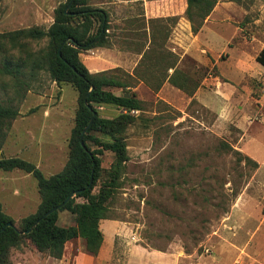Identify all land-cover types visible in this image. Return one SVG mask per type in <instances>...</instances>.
<instances>
[{
	"label": "rangeland",
	"instance_id": "1",
	"mask_svg": "<svg viewBox=\"0 0 264 264\" xmlns=\"http://www.w3.org/2000/svg\"><path fill=\"white\" fill-rule=\"evenodd\" d=\"M65 1L0 0V36L47 30L55 8ZM88 5L108 14V46L81 51V62L91 74L107 71L130 83V93L143 108L130 112L136 118L121 134L128 160L107 202L108 220L99 222L105 238L118 224L127 235L116 232L109 264H125L124 247L133 244L186 263L198 258L232 259L233 264L243 258L264 260V68L255 62L264 49V0H218L197 34L186 19L185 0H89ZM150 41L156 51L153 65L144 61L134 67ZM1 43L0 69L6 59L13 65L46 46L44 39L23 40L15 49L7 39ZM171 60L188 78L189 90L198 86L191 96L168 82L155 92L138 79L144 72H164ZM77 97L70 84L58 85L44 72L37 73L27 91L0 73V101L18 111L2 139L0 158L29 161L45 177L59 173L68 160ZM98 110L106 119L126 113L110 105ZM89 145L101 162L96 194L108 181L115 156ZM245 157L258 167L245 164ZM0 203L17 226L40 203L35 179L19 170H0ZM57 223L72 226L74 216L60 212ZM74 242L75 255L63 264L96 259L84 239ZM23 243L10 250L7 264H40L49 257Z\"/></svg>",
	"mask_w": 264,
	"mask_h": 264
},
{
	"label": "trees",
	"instance_id": "2",
	"mask_svg": "<svg viewBox=\"0 0 264 264\" xmlns=\"http://www.w3.org/2000/svg\"><path fill=\"white\" fill-rule=\"evenodd\" d=\"M217 1L185 0V16L194 34L199 32ZM88 2L89 0H66L59 4L54 10V21L47 30L28 28L0 36V41L7 39L12 49L21 48L20 42L23 40H46V46L37 53L19 57L13 65L10 59L3 63L0 73L12 77L17 89L27 91L29 82L37 73L44 72L58 85L70 84L78 94L74 127L68 141V160L59 173L45 177L40 169L29 161L21 158H0V170L4 172L19 170L31 175L36 181L40 196L36 211L22 218L17 226L14 220L4 213L0 203V264H7L10 250L24 247V241L27 242L26 247L31 246L39 253L57 260L62 258L65 244L74 239H84L86 251L93 256L98 254L103 242L99 222L108 220L107 202L113 190L118 187L124 163L128 160L121 134L136 118L130 115V112H141L143 108L142 102L134 93H130L133 87L130 83L107 71L91 74L81 62L79 58L81 51L108 46L106 33L109 29L108 14L104 10L91 8ZM95 22H98V26L94 32ZM149 45L151 47L143 50L137 67L144 61L153 65L152 56L156 51L152 41ZM2 47L1 43L0 48ZM168 57L174 58L169 54ZM171 61L164 72L158 75L151 72L137 73L138 79L155 92L164 82H168L191 96L198 86L195 85L189 90L186 84L188 78L177 68V60ZM255 61L264 68V49L257 54ZM170 70L172 72L169 74ZM150 75L152 82L151 79L148 80ZM109 89L128 92L115 95ZM109 105L118 107L126 113L121 112L113 119L102 118L98 109ZM17 115V109L0 101V146ZM100 137L109 141H103ZM90 143L98 149L111 151L115 156L109 179L99 187L96 194H93V189L101 172V162L97 150L92 149ZM243 160L245 164L258 167L257 163L248 157ZM77 199L84 201L78 203ZM60 205L62 206L57 211L42 219L48 211ZM63 211L74 216V225L68 227L58 225L59 213ZM7 224L12 226L9 227ZM30 229L31 231L27 233Z\"/></svg>",
	"mask_w": 264,
	"mask_h": 264
},
{
	"label": "crops",
	"instance_id": "3",
	"mask_svg": "<svg viewBox=\"0 0 264 264\" xmlns=\"http://www.w3.org/2000/svg\"><path fill=\"white\" fill-rule=\"evenodd\" d=\"M141 56L142 55H140L139 57L140 59H141ZM137 65L138 63L135 64L134 67H137ZM250 157L253 158V156H250ZM253 159L257 161L258 163H262L258 159H255V158ZM101 221H104V220H101ZM100 228H101V224H100ZM116 232H122L124 236H127L124 233L125 232L124 228L119 224L115 225L114 228H112V231L107 232L106 238L101 229V233L103 235V242L96 256V259L95 260L91 259L92 261L88 262L85 257V264H109V262L112 259L111 257H113V253H114ZM79 239L80 238L74 239L65 244V250L60 260L47 257L45 259H42V261H39L40 264L66 263L67 261L71 259L73 255H75V252L77 249H76V246H75L76 244L74 241L79 240ZM119 245L121 246V248L124 247V243H119ZM124 248L127 249V261L125 262V264H233L232 259L221 260L220 258H214V259L198 258L197 260L192 259L191 261H189V263H186L187 261L179 258L178 256H171L168 253L150 250L140 245L133 244V245H128ZM32 250L37 251L34 248H32ZM40 254L42 255V253ZM20 255L23 257L25 256V253H23V251H20ZM238 263L239 264H264V260L254 259V258L246 260L245 258H243L241 261H238ZM19 264H26V262L23 261ZM115 264H118V263H115Z\"/></svg>",
	"mask_w": 264,
	"mask_h": 264
},
{
	"label": "water",
	"instance_id": "4",
	"mask_svg": "<svg viewBox=\"0 0 264 264\" xmlns=\"http://www.w3.org/2000/svg\"><path fill=\"white\" fill-rule=\"evenodd\" d=\"M80 143H81L82 147H84L82 141H80ZM61 206H62V205H60V206H58V207H55V208L51 209L50 211H48V212L42 217V219H43L44 217L48 216L49 214H51L52 212L57 211ZM7 226L11 227L12 225H11V224H7ZM30 231H31V229L28 230L27 233H29Z\"/></svg>",
	"mask_w": 264,
	"mask_h": 264
}]
</instances>
